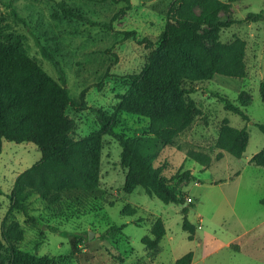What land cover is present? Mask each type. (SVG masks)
I'll return each instance as SVG.
<instances>
[{"label":"rangeland","instance_id":"1","mask_svg":"<svg viewBox=\"0 0 264 264\" xmlns=\"http://www.w3.org/2000/svg\"><path fill=\"white\" fill-rule=\"evenodd\" d=\"M172 1L131 0L130 7L122 11L127 5L124 0H0V40L19 36L21 49L55 79L58 72L41 54L35 37L59 48L72 97L80 99L83 95L89 106L67 110L76 120L71 135L80 139L100 128L97 114L90 107L112 112L120 96L131 88L129 74L149 66L192 75L175 53L159 48L158 36ZM223 1L227 6L221 9V17L237 21L221 32L220 39L229 42L239 36L246 41L247 75L240 78L216 73L212 79L187 84L188 89L195 88L190 93L198 108L194 121L154 161L155 166L165 163L163 173L168 178L177 175L170 184L193 202L188 219L196 225L194 238L190 239L183 228V205L164 203L142 187L124 192L127 169L120 163L122 146L107 134L103 136L99 174L104 196L51 207L38 194L31 195L30 214L41 224L27 221L22 212L12 214L25 229V237L18 243L22 250L49 255L57 259V264H176V259L190 250L194 251L192 264H264V167L249 161L264 146V132L257 125L264 123L260 95L264 81V19H246L249 12H264V0ZM62 2L82 17L66 15ZM130 30H136V37L125 36ZM212 93L227 95L236 104L243 100L246 106L242 107L251 120L226 109L224 102ZM159 108L151 110L160 111ZM120 118L116 131L128 136L150 134L149 117L122 112ZM225 124L247 127L250 138L242 157L216 147L219 129ZM188 149L210 153L211 163L204 166L188 157ZM41 156L40 148L32 141L3 140L0 232L17 175ZM186 170L193 177L182 175ZM239 170L241 177L236 175ZM215 181L221 183L213 184ZM129 210L135 213H126ZM158 216L164 219L167 233L159 249L153 251L142 238L151 235L152 223ZM113 224L125 227L103 238L102 234ZM48 225L59 230L53 231ZM73 234L83 237L76 253L69 242Z\"/></svg>","mask_w":264,"mask_h":264},{"label":"trees","instance_id":"2","mask_svg":"<svg viewBox=\"0 0 264 264\" xmlns=\"http://www.w3.org/2000/svg\"><path fill=\"white\" fill-rule=\"evenodd\" d=\"M124 1L127 5L122 11L131 5V0ZM61 6L66 15L82 17L64 2ZM226 6L223 0H173L164 29L158 36L159 48L166 53H175L179 63L190 69L192 75L178 73L171 68L149 66L129 74L131 88L120 96L112 112L90 107L97 114L100 128L80 139L71 135L76 120L68 115L67 110L70 107L83 110L89 106L83 95L80 99L72 97L59 48L43 43L38 35L35 37L41 54L58 72L59 77L55 79L21 49L19 36L0 40V153L4 139L32 141L42 152L39 161L17 175L9 194V209L1 224L0 264H57L54 257L22 250L18 246L25 237V229L12 214L14 211L22 212L27 221L41 224L36 216L30 214L28 198L33 194H38L51 207L103 197L105 190L100 185L99 174L102 141L107 134L116 138L122 146L120 163L127 169L124 192L131 193L142 187L147 194L164 203L183 205V228L189 232L190 239L194 238L196 225L188 219L189 206L193 202L187 200L183 191L177 192L170 184L177 175L168 178L163 173L165 163L155 166L154 161L162 149L173 144L194 121L198 108L190 93L195 88L188 89L187 84L212 79L216 73L240 78L247 75L246 41L239 36L229 42L220 39L221 32L237 21L221 17V9ZM13 13L17 16L15 10ZM262 18L263 11L249 12L246 17L253 21ZM103 25L112 27L106 23ZM136 34V30L125 32L126 37H136ZM212 95L221 99L226 109L240 114L247 121L251 120L242 107L246 106L243 100L236 104L227 95ZM260 95L264 102V81L260 84ZM154 107L160 111H152ZM122 112L149 117L150 134L146 137L128 136L116 131ZM257 125L264 132V123ZM249 138L246 126L239 128L225 124L219 129L216 147L242 157ZM187 156L204 166L212 161L210 153L199 149H188ZM249 161L264 167V146ZM182 175L193 177L190 170ZM186 201L188 203L184 206ZM261 203L264 204V198ZM127 212L131 214L135 210ZM48 227L53 231L59 230L54 225ZM124 227L113 224L102 237L113 236ZM166 233L165 221L158 216L152 223L151 235L143 236L142 242L157 251ZM82 241L81 234L70 235L73 253L80 250ZM193 259L194 251L190 250L177 258L175 263L192 264Z\"/></svg>","mask_w":264,"mask_h":264},{"label":"crops","instance_id":"3","mask_svg":"<svg viewBox=\"0 0 264 264\" xmlns=\"http://www.w3.org/2000/svg\"><path fill=\"white\" fill-rule=\"evenodd\" d=\"M236 175H237V177H238V176L241 177V176H242V171L239 170V172H238ZM219 183H221V182H219ZM213 184H215V183H213ZM192 263H193V262H192Z\"/></svg>","mask_w":264,"mask_h":264},{"label":"water","instance_id":"4","mask_svg":"<svg viewBox=\"0 0 264 264\" xmlns=\"http://www.w3.org/2000/svg\"><path fill=\"white\" fill-rule=\"evenodd\" d=\"M187 203H188V202H187ZM187 203H186V205H187ZM91 237H93V233H92V232H91V234H90V238H91Z\"/></svg>","mask_w":264,"mask_h":264}]
</instances>
